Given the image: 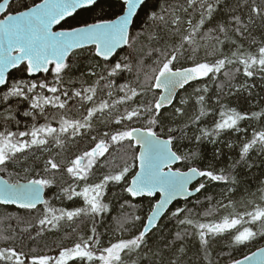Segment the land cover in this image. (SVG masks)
<instances>
[{
	"label": "snow or ice",
	"instance_id": "obj_1",
	"mask_svg": "<svg viewBox=\"0 0 264 264\" xmlns=\"http://www.w3.org/2000/svg\"><path fill=\"white\" fill-rule=\"evenodd\" d=\"M149 4L150 0H41L20 10L12 8V0L0 3V173L16 165L23 172L16 173L20 178L15 181L0 177V205L15 206L27 215L40 213L35 225L21 229L22 242L25 237L36 240L58 230L62 222L91 221L89 234L78 235L58 251L50 249L53 254L37 253L35 248L30 252L22 247L0 248V264H140L147 262L150 254L158 255L148 239L161 229L165 218L179 226L176 240L198 239L208 264H212L211 242L217 237L227 234L230 245L237 249L264 238V179L255 192L246 189L251 198L239 202L243 212L230 198L243 183L238 169L256 167L251 159L254 151L264 155V130H253L240 144L238 158L225 167L195 163L202 158L200 145H216L229 133L247 135L241 122L264 117V111L249 115L228 102L239 100L244 92L250 96L248 81L254 77L264 82V40L252 38L249 48L242 43L255 21L250 15L245 24L240 16L230 14L227 20L213 23L217 14L229 7L226 0H186V6L154 0L150 10ZM97 10L102 14L91 21L76 19ZM181 11L184 17L178 15ZM251 13L264 20V9L252 6ZM57 27L60 30H54ZM145 38L149 45H156L145 54L152 57L150 65H145L144 56L133 55L138 44L143 51ZM226 45L231 46L228 54L223 51ZM251 45H257L255 51ZM83 50L96 59L82 73L95 78L90 84L69 75L72 55ZM201 51L203 60L197 59ZM209 56L214 58L209 60ZM239 75L246 80L236 84ZM194 83L197 112L179 127L175 118L168 119L167 110L183 116L184 109L174 102L178 90L186 91V86ZM210 85H215L214 99ZM149 94L150 100L146 99ZM187 103L184 98L179 101L180 105ZM74 104L84 109L79 117L68 115ZM18 113L23 121L17 118ZM209 119L211 124H207ZM95 121L112 127L94 135ZM193 125L196 133L189 137L187 129ZM77 137H90L92 146L74 157L57 159L66 141ZM186 139L197 149L182 151ZM234 146L227 144L230 149ZM120 151L123 163L117 164L113 153ZM30 155L34 161H42L40 171L27 164ZM220 156V150L214 148L213 157ZM98 168L108 170L94 181ZM58 175L67 179L57 184ZM209 183L225 186L224 199L212 203L213 198L206 195ZM113 185L121 190L122 209L125 205L135 207L129 201L146 199L150 214L143 222L140 215L117 219L120 238L103 243L97 218L103 219L111 211L106 197ZM53 188L59 189L54 199L82 204L55 207L45 196L46 190ZM200 195L209 202L202 213L194 210L203 203ZM180 201L185 206H179ZM173 202L177 205L174 210L169 208ZM9 219L22 222L19 216ZM138 222L137 233L124 238V233L131 231L126 225L135 227ZM253 226H257L255 230ZM13 238L3 237L5 241ZM174 244L169 241L167 247ZM184 251L181 244L177 252ZM229 256V264H264V247L243 258ZM168 264H182L181 256Z\"/></svg>",
	"mask_w": 264,
	"mask_h": 264
},
{
	"label": "trees",
	"instance_id": "obj_2",
	"mask_svg": "<svg viewBox=\"0 0 264 264\" xmlns=\"http://www.w3.org/2000/svg\"><path fill=\"white\" fill-rule=\"evenodd\" d=\"M1 1V0H0ZM41 0H13L12 1V8L13 9H20L25 10L23 8V5L33 6L34 3H39ZM154 0H150L149 4V10L151 8V3H153ZM163 3L164 0H161ZM228 4V8H225L224 11L220 12L216 16V21L213 23H216L217 21H225L229 18L230 14L238 15L242 18L243 22L245 24L248 23V18L251 15L255 21L254 24L249 25L250 29V35L248 36V39L243 40L242 43L245 48L250 47V42L252 38H255L256 41L264 40V20L261 19L260 16H256L254 13H251V7L257 6L261 9H264V0H226ZM168 4L172 6L177 5H185L186 6V0H168ZM105 11H107V6H105ZM102 13L100 10H97L93 13H82L80 16H78L76 19H88L91 21L92 18L100 16ZM178 15L181 17H184L186 14L181 12H178ZM141 19H143V15L141 16ZM75 23V21H73ZM153 31V29H146V32ZM143 51H141L140 44L137 45V51L133 54L144 56V62L145 65L151 64L152 57H147L145 54L149 50L150 47H155V42H153L151 45H149V41L147 38L143 41ZM257 45H251V50L255 51ZM231 46L226 45L223 49L224 53L228 54L230 53ZM124 53L121 52V55ZM219 55V53H217ZM205 58L204 52L201 51V53L198 55L197 59L203 60ZM214 57L209 56L208 59L212 60ZM72 60V69L70 72V76L73 79H76L78 81L87 80V82L90 84L95 79L94 77H84L82 76V73L85 72L87 67L90 64H95L96 59L91 56V54L87 50L77 51L74 53L71 57ZM234 67V66H233ZM99 71V69H97ZM16 75H19L17 72ZM127 74H125L126 76ZM67 80V78H66ZM220 80H224V77L221 75ZM246 80L245 77L242 75H239L234 83L241 84L244 83ZM120 82H124V78L120 79ZM250 85V91L251 95L249 96L247 92H244L243 96L237 100L236 98H231L228 102L232 105L237 107V110H244L247 111L249 115H251L252 112H261L264 111V82H262L258 77H254L251 81H248ZM79 83H77L76 87H79ZM196 86L194 83L193 85L187 86L186 91L182 90L176 97V101L174 104L176 106H180L184 109V115L183 116H174V113L171 108L167 110V116L169 120H172L175 118V125L179 127H183L185 123L189 121L190 117H194L197 112V105L195 103V94L193 92V88ZM210 88L212 89V93L210 95H213L215 92V85H210ZM227 90V88L225 89ZM99 95H104V93H99ZM181 98L187 99L188 103L185 105H180L179 101ZM146 99H151V94H149ZM214 99V95H213ZM133 107L135 104L132 105ZM27 105H21V108H26ZM122 110V108H121ZM3 111V107L0 106V112ZM84 112V109L80 107L79 104H74L71 111L68 113L70 117H79L80 114ZM17 118L23 121L25 118L19 113L17 114ZM40 123H43V119L41 118ZM207 124H211V119L207 120ZM242 126L248 129L247 135L244 133H229L225 134L220 138V141L216 145H211L208 143H204L199 146V150L202 153L201 160L195 162L201 167H206L209 164L215 165V167H225L227 164L231 163L232 160L238 158L239 153V146L242 144L246 139L251 137V133L253 130L259 131L264 130V117H262L259 120H246L241 122ZM53 126H56L55 124ZM137 126H140L137 124ZM112 126L107 125L105 123H101L100 121H95L94 123V129L95 131L92 133L94 135H98L102 133L103 131L109 130ZM188 136L192 137L196 133V126L193 125L191 128L187 129ZM233 143L235 146L233 148H228L227 144ZM91 145L90 137L80 138L77 137L75 140H67L66 141V147L61 153L60 157H57V159L61 158H69L74 157L75 155L79 154L80 152L88 149ZM197 145L195 143L189 144L188 140H184L181 143V149L182 151H188L189 149L196 150ZM219 149L221 152V156L219 159H215L213 157V149ZM52 153H49L51 155ZM35 155H40L39 152H35ZM123 155V151L120 152H114L113 156L115 157V162L117 164H122L123 161L121 160V156ZM231 158V159H230ZM103 159V158H102ZM112 157H109V160H111ZM252 161L255 162L256 167H253L251 170L247 169L244 166H241L238 169V173L243 181L242 185L237 186V189L235 192H233L230 196V198L234 201H236V208L238 211L243 212L244 207L241 203H239L241 200L250 199L251 197L248 196V192L246 189H249L252 192L256 191V188L259 184V181L261 179H264V155L259 154L258 152H253L251 156ZM27 164L31 165L35 168L36 171H40L42 168V161H34V158L30 155ZM108 169H97L95 170V175L92 177V179L98 180L101 173L106 172ZM114 170V169H113ZM17 172H20L21 175H23V172L20 170V166L16 165L15 167H9L7 172L0 173L5 179H9L10 181H15L16 179H19L20 176L16 175ZM11 174V175H9ZM67 179L66 176L61 177L57 176V184L62 183L63 180ZM59 191L58 188L48 189L45 192V196L47 199H49L52 204L59 208V207H67L72 208L73 206H79L82 204V201H78L76 205L73 204L71 201H61L58 199H54V196ZM225 192V186L223 185H214L209 183L208 188L206 190V195L211 196L212 203L214 204L217 200L224 199L222 197L221 193ZM115 193V195H113ZM199 195V194H198ZM200 200L203 202L202 204L195 206V211L202 213L206 207L209 206V202L206 200L205 195L199 196ZM106 202L110 204L111 211L108 214H105L103 219L97 218V230L98 233L101 234V240L103 243H107L108 240L115 239L118 237V234L120 233L117 228V219L121 218L125 215H140L142 217V221L144 218H146L147 212L150 210V204L148 200H140L137 199L136 201H129V204H134L135 207H129L125 205V207L122 209L120 207L121 204L124 203V198L121 196V190L118 186H111L108 192V195L106 197ZM227 200L225 199V203ZM176 203L171 207L172 210L175 209ZM179 206L183 207L184 202L180 201ZM188 207H193L192 204L187 205ZM42 207V206H40ZM227 211V210H224ZM135 213V214H134ZM9 216H19L22 219V222L18 223L16 219H9ZM40 217V213L37 212L34 215H27L24 214L22 210H17L12 207H4L0 206V248L5 247H16L18 250L22 247V250L24 252H30L31 249L35 248L37 250V253H48L53 254L49 252L50 249H55L58 251L60 246H67L71 245L80 234H89V229L91 227V221L87 218H82L81 222H78L77 224H70L62 222L58 230H53L51 232H46L43 236L38 237L36 240L25 239L23 242L21 241V229L27 227L29 224L35 225ZM137 223L136 226L138 225ZM135 227L132 225H126V227L130 228L131 231ZM73 227L76 228V231L74 232L72 229ZM254 230L255 227L253 226ZM179 230V226L176 224V222L169 221L167 218L163 220V225L160 230L155 231V234H150V238L148 239V245L152 249L153 252L158 253L156 257H152L151 254L149 256V260L147 262L140 261V264H152V261L155 260L156 264H161V261L163 264H168L170 259H174L177 256H181L182 258V264H208V260L205 259L204 252L200 249V245L198 242V239L193 236L191 238H187L183 241L176 240V232ZM125 232L124 235H129ZM133 233V232H131ZM32 235L35 236V230H32ZM132 235H135L134 233ZM7 236H13L14 238L11 240L5 241L3 237ZM130 236L126 237L129 238ZM169 241H175V244L172 247H167ZM183 245L185 251L184 254H180L177 252V248L180 245ZM264 245V238H257L255 242L250 244L248 247L243 249H237L230 245V240L228 235L226 234L223 237H217L211 242L210 251H211V260L212 264H229L230 256L229 253H231L232 256L236 258H243L244 254H250L252 251L256 250L258 247Z\"/></svg>",
	"mask_w": 264,
	"mask_h": 264
},
{
	"label": "water",
	"instance_id": "obj_3",
	"mask_svg": "<svg viewBox=\"0 0 264 264\" xmlns=\"http://www.w3.org/2000/svg\"><path fill=\"white\" fill-rule=\"evenodd\" d=\"M13 1V0H12ZM3 2V0L2 1H0V3H2ZM41 2V1H40ZM54 30H60L58 27L57 28H55ZM187 87V86H186ZM183 89H181V90H178V94L182 91ZM177 94V95H178ZM0 177H2V178H4L1 174H0ZM5 179V178H4ZM176 202H173V204L172 205H169V208H171L174 204H175ZM0 206H4V205H0ZM4 207H12V208H15V206H4ZM38 207H40V206H38ZM16 209V208H15ZM150 214V212L148 213V215ZM261 247H264V245L263 246H261ZM260 247V248H261ZM259 248H257L256 250H254V251H257Z\"/></svg>",
	"mask_w": 264,
	"mask_h": 264
},
{
	"label": "flooded vegetation",
	"instance_id": "obj_4",
	"mask_svg": "<svg viewBox=\"0 0 264 264\" xmlns=\"http://www.w3.org/2000/svg\"><path fill=\"white\" fill-rule=\"evenodd\" d=\"M171 209V208H170ZM150 212V210L147 212V214H146V216L148 215V213ZM139 225V224H138ZM140 226V225H139ZM139 226H138V228L134 231V234H136L137 233V231L139 230ZM131 232H133V231H131ZM128 236H131V235H124V238H126V237H128ZM261 247V246H260ZM260 247H258V248H260ZM251 254V253H250Z\"/></svg>",
	"mask_w": 264,
	"mask_h": 264
},
{
	"label": "rangeland",
	"instance_id": "obj_5",
	"mask_svg": "<svg viewBox=\"0 0 264 264\" xmlns=\"http://www.w3.org/2000/svg\"><path fill=\"white\" fill-rule=\"evenodd\" d=\"M134 214H135V213H134ZM136 225H137V224H136ZM136 225H135V226H136ZM137 228H138V226H136L135 229H137ZM132 231H133V233H134V229H133ZM133 233L130 232V233H127V234L132 235ZM117 238H120V233L118 234V237H117ZM117 238H115V239H117ZM115 239H113V240H115Z\"/></svg>",
	"mask_w": 264,
	"mask_h": 264
},
{
	"label": "bare ground",
	"instance_id": "obj_6",
	"mask_svg": "<svg viewBox=\"0 0 264 264\" xmlns=\"http://www.w3.org/2000/svg\"><path fill=\"white\" fill-rule=\"evenodd\" d=\"M2 1V0H1ZM15 209V208H14Z\"/></svg>",
	"mask_w": 264,
	"mask_h": 264
}]
</instances>
